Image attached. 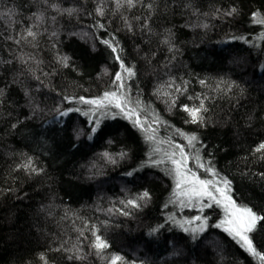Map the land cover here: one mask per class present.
Here are the masks:
<instances>
[{"label":"trees","instance_id":"trees-1","mask_svg":"<svg viewBox=\"0 0 264 264\" xmlns=\"http://www.w3.org/2000/svg\"><path fill=\"white\" fill-rule=\"evenodd\" d=\"M261 21L264 0H0V264H264L214 202L192 225L169 160L264 215Z\"/></svg>","mask_w":264,"mask_h":264},{"label":"snow or ice","instance_id":"snow-or-ice-1","mask_svg":"<svg viewBox=\"0 0 264 264\" xmlns=\"http://www.w3.org/2000/svg\"><path fill=\"white\" fill-rule=\"evenodd\" d=\"M125 2L129 6H132L134 4V0H125ZM117 3L119 4L120 0H117ZM68 11L71 12V10ZM97 11L101 15L103 14L101 9H98ZM232 11L234 12L235 9H233ZM261 22L264 23V21ZM28 35L34 37L35 34L29 30ZM115 51L116 48L113 47V52ZM116 58L118 60L120 59L119 56H117ZM67 59H68L67 57L62 58L65 65H67ZM120 67L124 72H127L129 76L133 75L131 69L126 67L124 63H121ZM113 84L117 89H125V94L123 95L122 98L125 101H128V97L126 95L127 86L123 82V77L121 72H117L115 74V79L113 81ZM116 98H118V93L116 91H113L111 93L106 92L103 100H84L83 97H81L80 100L81 102L88 103L90 105H94L96 108H99L104 106L103 103L104 100H109L111 102L112 99H116ZM113 106L120 108L121 111H123L126 116H129V118H131L130 113H132L134 109L125 108V105L121 103H115ZM202 108L203 105L201 104L200 108L191 109V110L185 107V111H188L189 115L192 117L193 122H196L197 120L202 119V117L199 115ZM65 114L66 113H62V115ZM134 123L137 126L144 128V125L141 124L138 117L134 120ZM92 131H95V127H93ZM195 139L196 137L191 138V140H195ZM261 149H264V143L259 145L257 151H260ZM169 160L174 165V168L171 169V171H173L177 176L183 177L185 176V172H187V173H191L194 181L198 179L195 176V173H192L191 169H185L182 171V167L185 161L183 149L180 150L179 158H176L175 152L169 154ZM200 166L202 167V165ZM223 183L225 186H227L229 182L225 180L223 181ZM177 187H180V181L177 182ZM190 191L194 195L199 196L201 198L207 197L208 203L204 205L206 207H211L213 202L217 206H222L225 213L227 214L224 222L232 226L230 230H233L235 232V235L238 236L240 240L244 242L245 245H247V250L252 255L258 256L262 261H264V255H260V253L253 247L254 237L249 235L250 233H253L256 230V226L258 223L264 221V215H258L251 208H248L246 206H238L235 200L230 195L226 194V189L222 190L217 184H211V182L208 180H200L198 187L195 184H193V186L190 188ZM146 197H148L147 192H145L143 196L140 197V199H144ZM127 203L133 207L139 206L134 200H129ZM197 219H199V217H197ZM93 247H95V249L99 253L103 249L107 248V243L101 237L97 236L96 242L94 243ZM120 259H121L120 257H115L112 261V264H116V262L119 261Z\"/></svg>","mask_w":264,"mask_h":264},{"label":"rangeland","instance_id":"rangeland-1","mask_svg":"<svg viewBox=\"0 0 264 264\" xmlns=\"http://www.w3.org/2000/svg\"><path fill=\"white\" fill-rule=\"evenodd\" d=\"M173 168H174V165H173ZM183 170L184 169L182 167V171ZM173 181H174V183H173L174 187L173 188H174L176 196H177V198H178V200L180 202V205H181L180 207L182 208L185 205H187V207L189 209L194 210V211H196L198 213V215H196V213H195V216H193V218L191 220V222H193L192 225H194L196 220L201 221V218H200L201 216H199V214H201V211L204 208V204L203 203H208V201L206 202V200H208V199H207V197L201 198L199 196H196L190 191V188L193 186V184H195L197 187L199 186V181H197V180L194 181L192 176H189L186 172H185V176H183V177L177 176L173 172ZM178 181H180V187H177V182ZM107 185H108L107 183L106 184H102L101 185L102 189H105L107 187ZM219 208H220V210H222V214H221V217L219 219V221H220L219 224H220L221 228L224 229L225 231H229L235 237H238V236L235 235V232L233 230H230L232 226L229 225L228 223L224 222L227 214L225 213L223 207L219 206ZM197 217H199V219H197ZM239 240H240V238H239Z\"/></svg>","mask_w":264,"mask_h":264}]
</instances>
